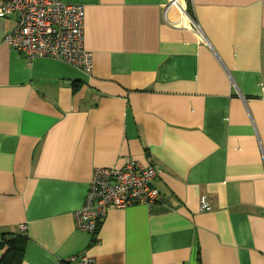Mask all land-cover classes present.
I'll return each instance as SVG.
<instances>
[{
  "label": "crops",
  "instance_id": "crops-1",
  "mask_svg": "<svg viewBox=\"0 0 264 264\" xmlns=\"http://www.w3.org/2000/svg\"><path fill=\"white\" fill-rule=\"evenodd\" d=\"M63 1L89 73L29 61L0 19V242L25 224L20 264H264V0H187L199 32L168 0ZM148 157L160 202L109 209L92 242L94 170Z\"/></svg>",
  "mask_w": 264,
  "mask_h": 264
},
{
  "label": "built area",
  "instance_id": "built-area-1",
  "mask_svg": "<svg viewBox=\"0 0 264 264\" xmlns=\"http://www.w3.org/2000/svg\"><path fill=\"white\" fill-rule=\"evenodd\" d=\"M175 10L179 19L199 32V27L188 13L187 0H168L164 8ZM85 9L82 4L63 0H0V19L12 16L15 26L3 37V42L22 53L29 61L44 57L63 61L85 73L92 71L93 52L83 43ZM170 25H177L169 23ZM146 163L128 161L122 167H99L93 172L83 205L75 212L79 230L97 234L99 225L109 209H125L143 204L152 209L160 200L153 185L157 170L150 157ZM200 210H211L206 195L199 198ZM24 233L25 224L17 227ZM91 264L93 258L74 255L68 261Z\"/></svg>",
  "mask_w": 264,
  "mask_h": 264
},
{
  "label": "trees",
  "instance_id": "trees-1",
  "mask_svg": "<svg viewBox=\"0 0 264 264\" xmlns=\"http://www.w3.org/2000/svg\"><path fill=\"white\" fill-rule=\"evenodd\" d=\"M187 9L188 13L192 16L191 10L188 6ZM95 241L96 235L93 234L92 242ZM26 242L27 236L24 233L19 232L17 229L3 233L0 248H4L5 251L0 257V264H20L23 258Z\"/></svg>",
  "mask_w": 264,
  "mask_h": 264
}]
</instances>
